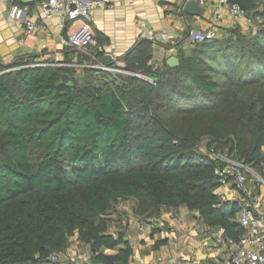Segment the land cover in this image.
Returning <instances> with one entry per match:
<instances>
[{
    "label": "trees",
    "instance_id": "trees-1",
    "mask_svg": "<svg viewBox=\"0 0 264 264\" xmlns=\"http://www.w3.org/2000/svg\"><path fill=\"white\" fill-rule=\"evenodd\" d=\"M230 2L264 15V0ZM226 32L177 48L173 67L166 60L154 67L151 41L139 40L123 68L143 77L28 67L35 56L0 64V71L18 67L0 74V264H59L47 258L71 237L89 246L91 262L129 264L133 250L125 232H109L108 216L129 199L143 217L184 206L237 243L239 204L215 193L230 178L197 144L208 136L263 169L264 21L254 34ZM91 47L90 54L65 48L63 62H103ZM255 85L254 95L242 96Z\"/></svg>",
    "mask_w": 264,
    "mask_h": 264
},
{
    "label": "crops",
    "instance_id": "crops-1",
    "mask_svg": "<svg viewBox=\"0 0 264 264\" xmlns=\"http://www.w3.org/2000/svg\"><path fill=\"white\" fill-rule=\"evenodd\" d=\"M40 1L17 0V3L25 8L26 18L42 22L44 25L43 29L32 33L17 27L8 17L7 5L0 4V64H9L22 56H35L37 61L63 62L65 34L59 26L60 18H43L38 6ZM184 1L104 0L103 6L92 11L90 21L93 32L104 37L102 44L98 45L102 48V56L109 55V61L123 68V56L135 43L146 38L143 35L146 30L156 36V41L151 42L150 63L154 67H160L163 60L176 56L177 48L190 45L191 32L206 29L211 25V13L217 4L216 0H206V4L202 6L203 13L198 16L182 12ZM192 1L197 3V0ZM233 22L223 9L221 19L214 27L218 31L221 27H229ZM162 31L169 35L167 42L158 38ZM91 49L92 47H88L86 53L90 54ZM247 187L251 199L256 196L259 209L264 212V187L251 179L247 181ZM215 193L223 199L238 202L239 207L244 204L242 192L232 180L221 185ZM132 203L134 206V200ZM196 214L184 206L165 208L159 216L148 217L150 223L143 228L134 227L125 233L133 250L130 262L144 258L150 264H231L236 243L226 239L222 230L204 225L195 217ZM110 225L109 232L116 234L117 232L110 230ZM162 239H167L165 244L153 246L156 240ZM72 241L84 244L88 247L84 253H90L87 244L71 237L67 248L61 253V260L76 258L80 254L77 245H73ZM115 252L105 250L107 254Z\"/></svg>",
    "mask_w": 264,
    "mask_h": 264
},
{
    "label": "built area",
    "instance_id": "built-area-1",
    "mask_svg": "<svg viewBox=\"0 0 264 264\" xmlns=\"http://www.w3.org/2000/svg\"><path fill=\"white\" fill-rule=\"evenodd\" d=\"M217 4L211 13V25L203 30H195L190 33L192 42H200L217 37V29L214 27L221 19L223 9L234 21H241L246 18L245 11L239 4L230 2V0H216ZM7 5V14L12 22L27 33H32L43 29L42 22H35L25 17V8L17 3V0H0V4ZM104 0H41L38 4L41 16L45 19H51L55 16L60 18V28L65 29L63 45L65 48L73 49L79 53H86L88 47L95 46L99 51L102 48L96 44L95 33L91 29L90 21L92 11L103 6ZM199 6H204L206 0H197ZM143 24V22H140ZM143 35L151 42L156 41V36L148 31ZM162 42L169 40L167 32L162 31L158 37ZM28 67H73L83 68L91 67L117 78L118 74H134L122 67L116 65H106L104 62L96 64L79 63L76 59L70 62H47L34 60ZM12 67L0 71V74L16 69ZM143 77V76H141ZM152 82V79L146 78ZM201 140L206 142L207 155L215 160L219 166L217 174L221 177L230 178L236 187L242 192L244 204L241 205L238 212L237 221L242 227V233L236 243L235 253L231 257V264H264V212L259 209L257 197L251 199L250 190L247 187V181L253 180L260 185L261 180L254 176L252 168L243 160L235 157V150L232 153L223 152L216 143L208 136H203ZM264 182V179L262 178ZM250 198V199H248ZM245 201L247 203H245ZM61 254L52 252L47 260L50 262H59V264H92L89 253H81L76 258L61 260ZM129 264H150L144 258H137ZM157 264H163L159 262Z\"/></svg>",
    "mask_w": 264,
    "mask_h": 264
},
{
    "label": "rangeland",
    "instance_id": "rangeland-1",
    "mask_svg": "<svg viewBox=\"0 0 264 264\" xmlns=\"http://www.w3.org/2000/svg\"><path fill=\"white\" fill-rule=\"evenodd\" d=\"M258 12H261L263 9L262 7H258ZM264 21V15L263 14H255L251 13L250 15H246V18L241 20V21H234L229 27L222 28L217 31V37H222L224 36L228 31V29L231 28H237L239 29L242 33L245 34H254L257 32L259 27L262 25V22ZM144 76V75H142ZM261 85H255V86H250L246 88L245 90L241 91L242 96L247 97V96H252L255 94V92L258 90V88ZM215 142V141H214ZM216 143V142H215ZM218 149H220L223 152H227L228 146H222L219 144ZM197 149L201 153H206V142L204 140H199L197 144ZM252 171L254 176H256L259 180H261L260 185L264 187V182L262 181L263 174H264V165L262 170H257L255 167H252ZM264 179V178H263ZM110 230H112L114 233L118 231H123L125 233L130 232L131 229L135 228H143L150 222L147 220L148 217H143L139 216L138 214L135 213L134 211V206L132 203V199L129 200H118L114 207L110 210ZM73 245H77V248L79 249V253H84L87 251L88 247L85 246L84 244H78L72 241Z\"/></svg>",
    "mask_w": 264,
    "mask_h": 264
},
{
    "label": "water",
    "instance_id": "water-1",
    "mask_svg": "<svg viewBox=\"0 0 264 264\" xmlns=\"http://www.w3.org/2000/svg\"><path fill=\"white\" fill-rule=\"evenodd\" d=\"M182 12L189 14V15H201L203 13V8L199 6L197 3H195L192 0H185L184 3L181 6ZM110 59V56L107 54H104L102 56V60L106 63ZM179 60L176 56H170L166 59V64L169 65L170 67L178 65ZM70 82V77L66 74L63 73L61 74V83L67 84Z\"/></svg>",
    "mask_w": 264,
    "mask_h": 264
}]
</instances>
